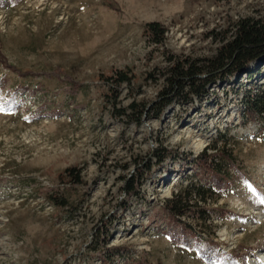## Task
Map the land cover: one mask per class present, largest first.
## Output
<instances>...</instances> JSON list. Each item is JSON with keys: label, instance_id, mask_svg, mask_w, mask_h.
I'll return each mask as SVG.
<instances>
[{"label": "rangeland", "instance_id": "1", "mask_svg": "<svg viewBox=\"0 0 264 264\" xmlns=\"http://www.w3.org/2000/svg\"><path fill=\"white\" fill-rule=\"evenodd\" d=\"M245 18L264 22V0H0V264H102L115 248L110 264H264V123L245 116L264 65L220 75L157 118L169 59L214 58ZM151 22L167 31L162 45ZM119 70L136 78L115 90L105 79ZM134 102L139 124L122 115ZM220 134L233 187L213 195L205 222L182 219L204 222L211 251L175 242L164 205L208 184L194 163ZM135 174L138 196L126 190Z\"/></svg>", "mask_w": 264, "mask_h": 264}, {"label": "trees", "instance_id": "2", "mask_svg": "<svg viewBox=\"0 0 264 264\" xmlns=\"http://www.w3.org/2000/svg\"><path fill=\"white\" fill-rule=\"evenodd\" d=\"M146 35L151 42L156 45H162L166 39V29L159 22H151L146 26ZM264 65V22L252 18L241 19L234 26V32L231 38L218 51V54L209 60L204 61H180L169 59V65L166 69L165 86L161 92V101L165 104L160 107L157 113L159 118L164 113V108L174 101L183 103L189 96L204 98L207 94V87L215 84V79L220 75L240 76L244 73L254 74L251 70L252 65ZM208 77V78H206ZM135 76L125 70L116 71L113 75L106 77V83L113 89L118 90L122 86H130ZM214 78V79H213ZM182 101V102H181ZM245 116L248 121H262L264 123V90L256 95L249 94L246 103ZM141 105L132 103L129 106L130 113L124 111L125 115L139 124L145 116L141 110ZM226 135L220 134L212 145H209L203 154L195 161L194 165L198 167L199 172L208 178V184L202 185L200 182H191L171 199H167L164 205L166 218L172 224L177 225L180 230L171 232L175 242L183 237L186 242L187 236H193L195 239L205 243L208 250L215 246L214 239L203 237L206 232L205 224L208 217L206 205L215 194H221L233 187L235 174L238 173L236 162L231 151L225 146L219 147V141H222ZM209 151L213 152L208 154ZM171 152L167 149L157 155L159 163H163L170 157ZM65 175L75 184L82 182L81 170L72 167L65 171ZM138 174L129 178L126 182L128 195L138 196L140 193ZM54 205L61 208L68 207V203L59 199L57 196H51ZM204 205V206H203ZM184 217L196 218L202 224L197 223L196 227L182 221ZM216 247V246H215ZM119 249H112L110 254H103L102 264H110ZM203 253V252H202ZM215 253V252H214ZM243 258H246L245 256Z\"/></svg>", "mask_w": 264, "mask_h": 264}]
</instances>
